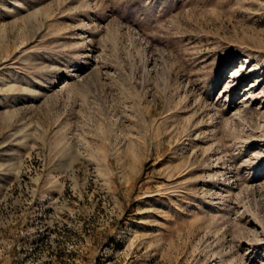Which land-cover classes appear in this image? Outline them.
Returning <instances> with one entry per match:
<instances>
[{"label":"rangeland","instance_id":"obj_1","mask_svg":"<svg viewBox=\"0 0 264 264\" xmlns=\"http://www.w3.org/2000/svg\"><path fill=\"white\" fill-rule=\"evenodd\" d=\"M0 264H264V0H0Z\"/></svg>","mask_w":264,"mask_h":264}]
</instances>
